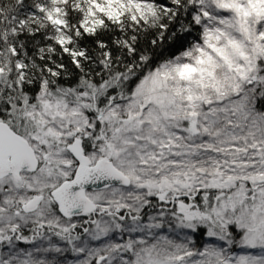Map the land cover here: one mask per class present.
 <instances>
[{
	"label": "snow or ice",
	"instance_id": "6c2138e0",
	"mask_svg": "<svg viewBox=\"0 0 264 264\" xmlns=\"http://www.w3.org/2000/svg\"><path fill=\"white\" fill-rule=\"evenodd\" d=\"M0 264H264V0H0Z\"/></svg>",
	"mask_w": 264,
	"mask_h": 264
}]
</instances>
